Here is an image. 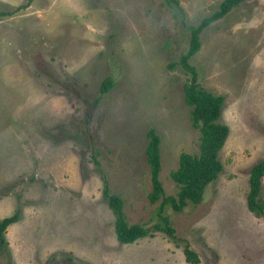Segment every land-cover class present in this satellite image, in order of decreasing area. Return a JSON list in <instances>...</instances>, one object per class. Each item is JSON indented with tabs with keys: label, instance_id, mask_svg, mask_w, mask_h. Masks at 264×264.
Segmentation results:
<instances>
[{
	"label": "rangeland",
	"instance_id": "obj_1",
	"mask_svg": "<svg viewBox=\"0 0 264 264\" xmlns=\"http://www.w3.org/2000/svg\"><path fill=\"white\" fill-rule=\"evenodd\" d=\"M222 1L0 0V221L19 214L0 264H191L185 247L194 264H264V214L246 207L249 169L264 158V0L206 27L188 60L200 86L224 97L229 134L202 202L164 208L174 238L118 243L102 197L105 180L128 225L158 221L159 202L147 199L150 128L164 194H176L170 173L199 143L179 60L187 27ZM106 77L113 86L94 105Z\"/></svg>",
	"mask_w": 264,
	"mask_h": 264
},
{
	"label": "trees",
	"instance_id": "obj_2",
	"mask_svg": "<svg viewBox=\"0 0 264 264\" xmlns=\"http://www.w3.org/2000/svg\"><path fill=\"white\" fill-rule=\"evenodd\" d=\"M33 0H28V4ZM179 6L177 0H165ZM247 0H223L218 9L209 16L204 17L196 26H188L189 42L184 55L180 57L179 63L191 73L190 79L183 86V96L186 105L189 107V119L191 126L199 132L198 153L190 154L182 152L179 155L177 167L170 173V178L177 186L174 196L164 194L159 179L161 170L160 161V138L155 130L150 128L146 132V145L144 155L149 169L151 190L147 195L150 205L159 202L156 208L158 221L146 228L142 225H128L123 213V202L118 195L109 191L108 184L104 180L102 197L114 216L115 237L120 244H130L137 239L151 236L155 232L165 233L168 237L174 238V230L171 228L168 217L164 214V208L169 207L174 212H180L188 204L198 205L202 202L206 187L213 183L222 171V164L219 161V151L222 149L229 129L220 122L224 102L222 95H214L202 88L197 80L194 68L188 64V60L197 53L200 48L199 35L210 24L220 20L227 15L234 7ZM25 8L21 7L20 9ZM19 9V10H20ZM180 11L181 9L178 8ZM0 16H4L0 13ZM113 86L112 80L106 77L99 86V95L94 101L97 104L104 94ZM95 163H97L95 161ZM264 176V158L254 163L248 172V193L246 196V207L249 212L263 216V205L261 203V180ZM19 214L16 212L10 217L0 221V249L3 247L4 234L7 228L16 223ZM185 258L191 264L197 263L196 254L185 247L183 249Z\"/></svg>",
	"mask_w": 264,
	"mask_h": 264
}]
</instances>
